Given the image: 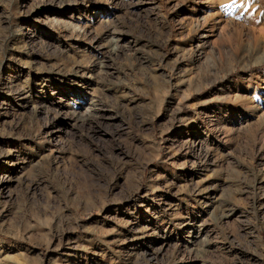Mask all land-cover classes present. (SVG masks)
Segmentation results:
<instances>
[{
    "label": "rangeland",
    "instance_id": "rangeland-1",
    "mask_svg": "<svg viewBox=\"0 0 264 264\" xmlns=\"http://www.w3.org/2000/svg\"><path fill=\"white\" fill-rule=\"evenodd\" d=\"M0 264H264V0H0Z\"/></svg>",
    "mask_w": 264,
    "mask_h": 264
},
{
    "label": "bare ground",
    "instance_id": "bare-ground-1",
    "mask_svg": "<svg viewBox=\"0 0 264 264\" xmlns=\"http://www.w3.org/2000/svg\"><path fill=\"white\" fill-rule=\"evenodd\" d=\"M205 20L203 19V22H204ZM207 22H205V24H206ZM197 27H196V30H195V34H199L198 35V41H197V43L199 42L200 43V41L201 40H199L200 39V37H201V28H202V26H204V25H201V23H200V25H196ZM112 41V43H113V48L115 49V48H117V39H112L111 40ZM202 42V41H201ZM198 43V45H197V47H200V44ZM196 47V48H197Z\"/></svg>",
    "mask_w": 264,
    "mask_h": 264
}]
</instances>
